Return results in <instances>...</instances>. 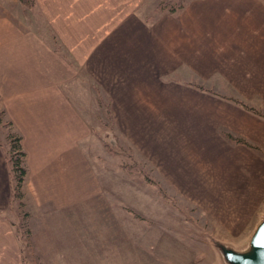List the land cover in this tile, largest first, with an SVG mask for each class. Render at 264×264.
Here are the masks:
<instances>
[{
    "label": "rangeland",
    "instance_id": "374dc122",
    "mask_svg": "<svg viewBox=\"0 0 264 264\" xmlns=\"http://www.w3.org/2000/svg\"><path fill=\"white\" fill-rule=\"evenodd\" d=\"M190 1L141 0L139 14L153 20ZM42 4L0 0V20L50 42L55 36ZM215 55L221 63V53ZM162 82V107L144 100L140 112L149 122L137 125H117L106 98L92 89L83 106L73 99L90 131L80 150L91 186L70 214L41 212L25 197H12L0 218L12 225L24 264H223L215 242L246 245L264 215V132L258 143L222 130L231 147L223 150L206 136L193 140L191 116L193 109L206 116L201 101L222 99L256 115L264 130V74L193 78L184 72ZM5 124L0 107V131L13 134Z\"/></svg>",
    "mask_w": 264,
    "mask_h": 264
},
{
    "label": "crops",
    "instance_id": "0c3cea01",
    "mask_svg": "<svg viewBox=\"0 0 264 264\" xmlns=\"http://www.w3.org/2000/svg\"><path fill=\"white\" fill-rule=\"evenodd\" d=\"M42 3L55 36L50 42L0 20V107L5 125L20 137L25 153L23 198L41 212L78 210L91 186L88 162L80 150V141L90 131L73 99L83 106L85 92L92 89L106 98L117 125H137L149 122L140 112L144 100L162 107V76L264 74L263 0H191L153 20L140 16L141 0ZM216 53H221V63ZM197 102L192 97L193 105ZM201 104L206 116L193 109V140L206 136L230 150L222 130L258 138V143L263 138L262 121L244 107L222 99ZM3 129L2 214L12 200L8 134ZM0 264H24L17 235L5 217L0 218Z\"/></svg>",
    "mask_w": 264,
    "mask_h": 264
},
{
    "label": "water",
    "instance_id": "95a60500",
    "mask_svg": "<svg viewBox=\"0 0 264 264\" xmlns=\"http://www.w3.org/2000/svg\"><path fill=\"white\" fill-rule=\"evenodd\" d=\"M223 264H264V215L249 235L241 249L215 242Z\"/></svg>",
    "mask_w": 264,
    "mask_h": 264
},
{
    "label": "trees",
    "instance_id": "16d2710c",
    "mask_svg": "<svg viewBox=\"0 0 264 264\" xmlns=\"http://www.w3.org/2000/svg\"><path fill=\"white\" fill-rule=\"evenodd\" d=\"M21 2L29 3L34 0H20ZM13 134H15L13 132ZM13 134H8V164H9V174L12 185V197L21 198L22 193V184L26 176L25 168V153L21 147V140L19 136L14 137ZM228 138L233 139L230 135H227ZM235 142L244 143L241 139H233ZM246 144V143H245Z\"/></svg>",
    "mask_w": 264,
    "mask_h": 264
}]
</instances>
